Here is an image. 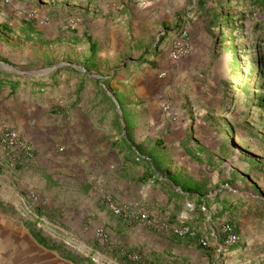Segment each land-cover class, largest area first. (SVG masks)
Instances as JSON below:
<instances>
[{"label": "rangeland", "instance_id": "374dc122", "mask_svg": "<svg viewBox=\"0 0 264 264\" xmlns=\"http://www.w3.org/2000/svg\"><path fill=\"white\" fill-rule=\"evenodd\" d=\"M234 1L0 0V78L21 82L16 91L0 85V103L27 104L29 97V110L57 126L84 96L88 106H113L115 132L127 124L124 108L184 111L189 127L181 148L162 145L159 152L147 141L133 153L187 161V175L175 179L185 191L176 192L178 199L185 203L189 192L192 214L233 227L242 264H264V110L255 109L264 85H257V74L248 81L252 60L264 68V9L243 15L220 8ZM178 44L184 53L171 61ZM153 76V94L139 97L145 94L139 84ZM169 165L156 164L167 180ZM11 196L10 188L0 189L6 214L15 204ZM200 196L206 206L198 205ZM224 200L234 209L218 221ZM31 213L44 217L40 210Z\"/></svg>", "mask_w": 264, "mask_h": 264}, {"label": "crops", "instance_id": "0c3cea01", "mask_svg": "<svg viewBox=\"0 0 264 264\" xmlns=\"http://www.w3.org/2000/svg\"><path fill=\"white\" fill-rule=\"evenodd\" d=\"M6 78H0V85L13 90L12 82L4 83ZM142 82L139 86L145 94L139 97L145 99L153 94L157 76ZM82 97L74 110L63 113L57 126L48 115L29 110V97L27 104L0 103V137L14 130L33 150V157L27 158L0 142V189L10 188L15 200L11 214L0 204V264H217L220 257H226L223 264H242L239 244L225 249L221 225L215 227L203 213L188 211L190 193H185V203L176 196L185 192L175 179L185 178L187 161H180L178 155L133 153L147 141L159 152L162 145L181 148L189 127L184 111L165 112L142 104L124 108L121 115L127 124L115 132L113 106H88ZM165 160L170 161L168 180L156 169ZM113 206L146 213L152 223L118 217ZM36 210L43 219L31 213ZM163 224L198 229V238L172 236L161 228ZM101 229L106 241L98 236ZM199 239H206L208 247H201ZM134 254L141 256L140 262L129 260Z\"/></svg>", "mask_w": 264, "mask_h": 264}, {"label": "built area", "instance_id": "2783aa9c", "mask_svg": "<svg viewBox=\"0 0 264 264\" xmlns=\"http://www.w3.org/2000/svg\"><path fill=\"white\" fill-rule=\"evenodd\" d=\"M183 53H184V47H181L180 44H178L177 46H174L170 54L171 61L178 60L180 55ZM0 142L4 147L14 149L20 152L21 154L25 155L27 158L33 157V150L26 144V142L14 130L4 131L0 137ZM1 172H2V167L0 166V173ZM29 196L33 200L37 199V195L35 193L30 192ZM187 208L189 212L193 211L194 209L193 205L190 203L187 205ZM112 210L116 216L121 217V218L136 219L146 224L152 223L150 216L148 214L138 212L129 206H113ZM161 228L165 230L166 232H169L172 236H176L180 239H185V238L197 239L198 238V232L188 226H168V225L163 224ZM221 233L226 238L225 240L226 246L234 247L239 244L240 239L233 232V229L229 224L221 225ZM98 236L103 241H106L107 239V236L104 230L102 229L98 231ZM199 245H201V247L206 248L208 247V241L206 239H199ZM95 260L100 261L101 256L98 255ZM129 260L135 263L140 262L141 256L138 254H134L129 257Z\"/></svg>", "mask_w": 264, "mask_h": 264}, {"label": "trees", "instance_id": "16d2710c", "mask_svg": "<svg viewBox=\"0 0 264 264\" xmlns=\"http://www.w3.org/2000/svg\"><path fill=\"white\" fill-rule=\"evenodd\" d=\"M220 8L224 9L225 12H227V9L232 10V11H234L235 9H241L243 12V15H245L246 13H251L253 11V9H256V8L264 9V3H263V0H236V1H234V3L231 4V2H230L227 5H225L224 3H220ZM224 17H226V16H224ZM234 18H235V16L230 17L231 24L234 23ZM257 57H259V56H257ZM257 65H258L257 62L255 60H252L250 71H249L248 81H249V85H250L251 76L254 74H257L256 83H257V85H260V87H262L264 85V68L257 69ZM61 69H62L61 71H63L66 68L63 67ZM6 80L7 81H5L4 83L12 82L11 87L13 88V90H17V88L19 87L20 81H12L11 78H6ZM263 96H264V88H262L260 90L259 98L256 100V101H259L258 106H255V109H258L262 112L264 110V98H263ZM252 101L253 100L249 101V107L251 106ZM245 115H246V113H243L241 116H245ZM228 127H229L230 131L232 132V134H234L231 126L229 125ZM239 201H241V199ZM198 203H200V205L203 204L204 206H206V202L204 201L202 196H200V199H198ZM230 203H231V201L225 200L223 202L222 206L217 210L216 216H214V217L221 218L225 215H230L231 211L234 209V208L229 209ZM239 205H241V204H239ZM232 229H233V227H232ZM233 232L237 235L236 231L233 230Z\"/></svg>", "mask_w": 264, "mask_h": 264}]
</instances>
